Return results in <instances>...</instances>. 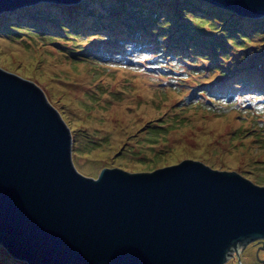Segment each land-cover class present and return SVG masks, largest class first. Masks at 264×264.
<instances>
[{
	"label": "rangeland",
	"instance_id": "1",
	"mask_svg": "<svg viewBox=\"0 0 264 264\" xmlns=\"http://www.w3.org/2000/svg\"><path fill=\"white\" fill-rule=\"evenodd\" d=\"M101 14L116 17L115 26L108 24L113 29H124L121 17H130L129 24L137 22L146 32L141 35L132 25L131 35L145 42L147 35L169 31L162 41L177 45L174 50L195 45L191 52L204 59L199 66L186 63L174 81L170 69L164 73L138 62L123 63L116 55L92 56L110 45L99 37L84 45L87 37L64 42V31L1 30L0 61L6 70L38 78L45 87L73 131L76 164L98 176L107 164L159 168L206 158V164L238 168L264 183V122L259 123L264 108L258 113L246 104L264 105L259 93L264 92V15H240L205 0H88L78 12L67 13L65 22L76 19L75 26L91 32L86 28ZM25 17L0 15V21L11 25ZM134 49L138 55L147 53ZM71 51L90 57L75 58ZM197 70L204 72L191 75ZM241 77L254 85L234 86L236 94L223 85ZM118 134L123 138L115 143ZM258 254L264 259V240L249 243L240 258L234 254L225 264H264ZM11 258L28 264L0 244V264H13Z\"/></svg>",
	"mask_w": 264,
	"mask_h": 264
},
{
	"label": "water",
	"instance_id": "2",
	"mask_svg": "<svg viewBox=\"0 0 264 264\" xmlns=\"http://www.w3.org/2000/svg\"><path fill=\"white\" fill-rule=\"evenodd\" d=\"M39 1L0 0V15ZM47 1L67 13L88 2ZM205 1L264 15V0ZM256 240H264V183L206 158L159 168L107 164L96 176L76 164L73 131L38 78L0 61V244L13 257L225 264Z\"/></svg>",
	"mask_w": 264,
	"mask_h": 264
},
{
	"label": "trees",
	"instance_id": "3",
	"mask_svg": "<svg viewBox=\"0 0 264 264\" xmlns=\"http://www.w3.org/2000/svg\"><path fill=\"white\" fill-rule=\"evenodd\" d=\"M62 4L57 2H50V1H39L37 3L33 4H27L24 6H17L15 8H5L2 10L1 13H8L7 15L9 17H17V16H26L25 18H21L18 22L13 23L11 25L3 24L1 25L0 21V31L5 30L6 33L9 32H16L14 29H26L34 31L33 28H39V29H45L53 31L54 33H63L67 35L65 40L62 38V40L66 43H70V40H76V38H88L86 44L93 43L95 40H93L95 37H99L100 41H102L104 44L110 42V45H105L104 47H100V49L95 53H92V56H98L104 58V55H116L118 56L123 63L127 62H138L140 65L145 66L146 68L152 69V70H161L166 71V69L172 70L173 78L172 80H176V77H182L180 76L179 69L184 68L187 66L186 63H189L191 61V65L199 66L198 63L202 62L201 60L204 59L203 55L201 53H195L191 52L194 50L195 45H192L191 47L184 48L181 50H174L175 47L177 48V45H174L172 43H165V41H162L163 38H166V36L169 35V31H167L166 36H162L161 34H158L154 38H150L147 35V41L145 42L141 40L140 36L131 35V27L132 25H137L136 31L139 32L141 35L146 34V32L141 28L142 26L138 25L136 22L135 24H129L131 21L130 17H121V22L125 27L123 28H116L109 27L108 24H111L112 26H115V19L116 17L112 16L111 14H101L99 18H97L93 24H91L90 27H87L86 29H91V32H83L84 30H80L77 26L74 24L76 23V19L71 21L70 24H67L65 20L68 18L67 12L64 8V6H61ZM29 10V12H25ZM58 13H61L62 16L60 17ZM88 15H93V12L91 10L88 11ZM105 17H110L112 20L109 23H106L102 21ZM43 20L47 23L54 24L55 27L50 28L48 24H42L39 21ZM13 26V27H12ZM12 27V28H11ZM70 28V29H69ZM111 28V29H109ZM59 29V30H57ZM65 29V30H64ZM68 29V30H66ZM157 30V28H155ZM125 31L128 32V34H125ZM135 31V32H136ZM104 32H106L104 34ZM54 35L55 39L58 38L57 35ZM94 36L88 37V36ZM101 35V36H100ZM70 36V37H69ZM61 38V37H60ZM181 38V37H176ZM179 40V39H177ZM72 43V42H71ZM159 45V49H158ZM138 48L143 51H147L146 54L138 55L136 50L134 48ZM94 47L91 46L89 50H92ZM88 50V49H86ZM73 53V56L77 58V56L82 57L83 55L77 51H71ZM215 53L217 54V50H215ZM86 57H90L87 55ZM202 68V67H201ZM203 73L204 71H195L191 75H194L196 73ZM187 75V74H186ZM189 75V74H188ZM184 81H186V78H184ZM224 86L228 87L230 91H232L233 94H236L234 91V86L239 87V89H246L247 87H250V85H254L252 81H249V79L241 77L238 81L233 82L232 85L229 83L223 84ZM203 93L205 95L210 96L209 91L207 89H203ZM261 94V98L263 99V91L259 92ZM218 95V93H217ZM197 97H201L197 94ZM241 97H245L242 96ZM240 98V97H239ZM213 99V98H212ZM237 99V98H233ZM264 100V99H263ZM218 102V101H217ZM238 104H241L239 101H236ZM249 108H251L253 111H256L260 113L262 109L264 108V105L261 106H251L248 103H246ZM264 122V119L259 121L260 124ZM12 260V258H11ZM13 264H24L23 262H18L17 260H12ZM27 262V261H26ZM29 264V262H27ZM26 264V263H25Z\"/></svg>",
	"mask_w": 264,
	"mask_h": 264
},
{
	"label": "bare ground",
	"instance_id": "4",
	"mask_svg": "<svg viewBox=\"0 0 264 264\" xmlns=\"http://www.w3.org/2000/svg\"><path fill=\"white\" fill-rule=\"evenodd\" d=\"M26 58V57H25ZM27 65H30L29 63H27ZM123 138V136H120L119 134H118V138L116 139V142L115 143H118L119 141H121V139ZM250 252H252L249 248H248V252H247V254H249Z\"/></svg>",
	"mask_w": 264,
	"mask_h": 264
}]
</instances>
